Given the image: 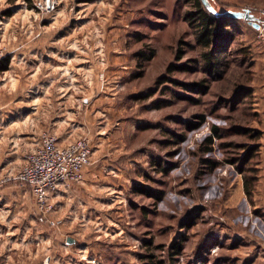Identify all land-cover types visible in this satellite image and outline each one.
<instances>
[{
  "label": "rangeland",
  "instance_id": "rangeland-1",
  "mask_svg": "<svg viewBox=\"0 0 264 264\" xmlns=\"http://www.w3.org/2000/svg\"><path fill=\"white\" fill-rule=\"evenodd\" d=\"M209 2L218 12L246 9L257 18L264 6ZM190 4L0 0V61L20 80L6 94H45L29 90L28 77L32 85L49 79L37 68L61 62L53 84L74 112L65 139L88 141L84 170L95 167L103 176L87 185L83 174L62 198L49 199L51 210L32 195L17 209L0 202V225H19V240L25 225L35 226L34 264H264V52L255 29L229 20L227 68L208 76L183 20ZM182 63L192 69L167 72ZM200 81L206 94L176 84ZM244 178L256 179L250 200Z\"/></svg>",
  "mask_w": 264,
  "mask_h": 264
},
{
  "label": "crops",
  "instance_id": "crops-1",
  "mask_svg": "<svg viewBox=\"0 0 264 264\" xmlns=\"http://www.w3.org/2000/svg\"><path fill=\"white\" fill-rule=\"evenodd\" d=\"M257 43L264 52V47L259 41ZM61 65V62L56 65L43 63L37 70L41 68L44 73L49 72L50 78L47 79L48 77L45 76L39 82L36 81L35 85H32L30 73L28 77L29 90L31 87H38L39 90L40 88L45 89L43 95H36L34 90L27 91V96L6 94L5 89L18 87L20 80L8 75V69L0 71V179L4 176H13L20 170L24 162V159L22 161L23 155L25 153L27 155L39 145L40 132L54 134L60 146L75 141L74 138L72 141L65 139L68 135L69 114L72 115L74 112L69 111L68 98L61 93V87H56L53 84L55 80L52 78V73L53 71L60 72ZM33 70L35 76L36 69L33 68ZM57 82H61V80ZM56 88L60 89L58 94L57 92L52 95L47 94V92H52L51 89L55 90ZM261 176L264 181V175ZM101 178H103L102 174L95 167L84 170V184L93 185V183H98ZM74 185L71 183L66 187H61L59 192L51 195L54 197L51 198V201L54 202L53 199L55 200L58 196L62 198V194ZM30 196V190L21 187L16 181H9L6 186L0 187V202L3 203V206H9L8 204L12 201L17 209L20 199L24 197L29 199ZM9 209L13 212L12 207ZM23 228H25L23 233L27 235L24 239L19 240V225H0V264L36 263L35 241L34 238L30 240V231L34 232L35 226L28 223Z\"/></svg>",
  "mask_w": 264,
  "mask_h": 264
},
{
  "label": "built area",
  "instance_id": "built-area-1",
  "mask_svg": "<svg viewBox=\"0 0 264 264\" xmlns=\"http://www.w3.org/2000/svg\"><path fill=\"white\" fill-rule=\"evenodd\" d=\"M258 18L261 22L256 30L257 36L264 47V6L260 8ZM91 154V147L85 139L60 146L55 135L43 133L39 145L25 155L20 170L13 176H4L0 185L15 180L30 189L41 208L51 210L49 199L52 194L71 182L83 181V171L91 162Z\"/></svg>",
  "mask_w": 264,
  "mask_h": 264
},
{
  "label": "trees",
  "instance_id": "trees-1",
  "mask_svg": "<svg viewBox=\"0 0 264 264\" xmlns=\"http://www.w3.org/2000/svg\"><path fill=\"white\" fill-rule=\"evenodd\" d=\"M190 6L191 10L184 14L183 20L194 34L195 45L202 51L200 54L201 70L212 78L217 76V78H219L221 75L218 71L223 72L227 68V63H225L223 55L227 53L229 44L233 40V34L231 30L227 28L229 27V20L233 21V19L213 17L205 10L200 0H191ZM141 56L144 62L150 60L153 57V53ZM181 58L182 52L178 48L175 59L179 61ZM221 67L224 68V70L221 69ZM185 68L187 70L192 69L191 66L184 63L178 65L171 64L168 66L167 72L172 73L174 71L184 70ZM7 69L8 61L5 59L1 60L0 71L2 72ZM176 84L180 85L187 92L190 91L200 95L206 94L208 90V86L204 84V81L193 83L176 82ZM213 129L216 132V128L213 127ZM207 142L211 143V139H208ZM255 181L256 179H243V192L248 200L252 198ZM151 192L153 193V191ZM152 193L148 192L147 196L156 198V195ZM157 199H159V197H157ZM174 249L176 251L175 254H177L179 252V245H175ZM149 257L151 258V256ZM158 264H161V262H158Z\"/></svg>",
  "mask_w": 264,
  "mask_h": 264
},
{
  "label": "water",
  "instance_id": "water-1",
  "mask_svg": "<svg viewBox=\"0 0 264 264\" xmlns=\"http://www.w3.org/2000/svg\"><path fill=\"white\" fill-rule=\"evenodd\" d=\"M201 4L205 8V10L210 13L213 17L216 18H228L233 20H243L245 21L249 26L253 27L254 29H258L260 25V19L255 17L249 10H242V11H224V12H218L214 9V7L210 4L209 0H200ZM68 243H73L74 241L72 239L67 240Z\"/></svg>",
  "mask_w": 264,
  "mask_h": 264
}]
</instances>
